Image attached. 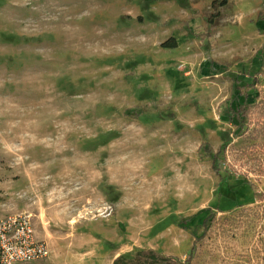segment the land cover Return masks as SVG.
<instances>
[{
  "label": "rangeland",
  "instance_id": "1",
  "mask_svg": "<svg viewBox=\"0 0 264 264\" xmlns=\"http://www.w3.org/2000/svg\"><path fill=\"white\" fill-rule=\"evenodd\" d=\"M212 1L0 0V219L49 246L27 264H264V119L231 118L264 88V0Z\"/></svg>",
  "mask_w": 264,
  "mask_h": 264
},
{
  "label": "built area",
  "instance_id": "2",
  "mask_svg": "<svg viewBox=\"0 0 264 264\" xmlns=\"http://www.w3.org/2000/svg\"><path fill=\"white\" fill-rule=\"evenodd\" d=\"M48 255L49 246L44 239L36 237L30 213H15L0 219V264H27Z\"/></svg>",
  "mask_w": 264,
  "mask_h": 264
},
{
  "label": "trees",
  "instance_id": "3",
  "mask_svg": "<svg viewBox=\"0 0 264 264\" xmlns=\"http://www.w3.org/2000/svg\"><path fill=\"white\" fill-rule=\"evenodd\" d=\"M228 4V0H213L212 1V14L209 18L210 22H215L216 19H218L221 15V8L226 6ZM162 46L169 47V48H176L177 47V40L175 37H171L168 40H166L164 43H162ZM259 76H264V73H257V75L254 77V84H257L259 82ZM232 120L240 121V122H248L249 120L252 121V118L255 122H258L256 124L255 129L252 131H257L258 124L261 123L260 119H264V88H259V93L257 95V102L254 104H245L242 103L238 105L237 107L232 108ZM257 114H260L259 117ZM252 116V118H251ZM248 120V121H247ZM262 128L264 127V123H262ZM251 133H249L250 135ZM258 145L253 144L252 146H248L244 148V151L248 153H256L257 152ZM260 149V148H259ZM217 161V155L214 157L212 167L216 169L215 163ZM212 220V214L207 216L204 221L203 225L205 227H208ZM170 258L164 257L161 255H158L154 250H149L147 252L145 251H139L135 257L129 258L124 255H119L117 258H115L112 262V264H160L167 262ZM190 260V259H188Z\"/></svg>",
  "mask_w": 264,
  "mask_h": 264
},
{
  "label": "crops",
  "instance_id": "4",
  "mask_svg": "<svg viewBox=\"0 0 264 264\" xmlns=\"http://www.w3.org/2000/svg\"><path fill=\"white\" fill-rule=\"evenodd\" d=\"M117 257H118V256H117ZM117 257H114V259L117 258ZM114 259H113V260H114Z\"/></svg>",
  "mask_w": 264,
  "mask_h": 264
}]
</instances>
